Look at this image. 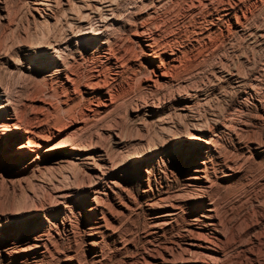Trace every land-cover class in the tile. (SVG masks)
Listing matches in <instances>:
<instances>
[{
  "label": "bare ground",
  "instance_id": "1",
  "mask_svg": "<svg viewBox=\"0 0 264 264\" xmlns=\"http://www.w3.org/2000/svg\"><path fill=\"white\" fill-rule=\"evenodd\" d=\"M30 1L33 9L42 16V21L53 27L60 24L62 26L63 19L64 29H59L63 31V34L58 39L52 38V35L50 37V32L41 31L39 38H36L37 41L27 46L28 43L26 49L35 52L37 57L35 61L43 59L53 63L55 68L47 78L49 82L54 83L56 88L63 92L62 95L66 101L76 104L82 100L85 103L83 114L91 117L106 112L114 104L112 88L119 74L114 72L113 77L106 80L99 70L94 69L80 80L71 69L72 66L70 68L68 64L70 60H75V57L70 56L65 49L77 50L75 46L82 38H92L96 42L99 40L101 46L109 45L108 50H104L103 54L114 62L116 71L141 67L145 71L143 76L145 86L151 89L162 87L180 77V71L190 62L189 52L194 47L215 44L216 39L211 36V33L227 36L230 30L246 31L249 27L250 4L258 0H182L185 13L191 16L202 15L201 22L199 21L197 27L192 30L193 34L186 41H180L175 34L163 31L160 14L161 7L165 3L163 4L162 0H140L143 6L138 5L136 1H127L123 8L121 5L124 0ZM59 2L71 9V14L67 18H64L65 8L61 11L62 15L59 16L56 13ZM165 6L167 5H164V8ZM49 18H52V21ZM118 28L124 30L126 36H121L117 31ZM112 44L117 45L115 52ZM31 60L34 61L32 54ZM225 70L229 76L235 74L239 89L247 85L245 74L236 73L232 69ZM7 82L6 75L0 70V167L5 177L13 175L17 170L22 172L29 170L30 176L45 183L49 198L46 202L38 199V194L35 196L32 193L37 204L26 207L27 209L21 208L22 210H18L17 207V210L14 208V211L4 213L6 215L3 216V225L0 227V243L5 253L3 259L12 264H50L49 259L55 255L60 261L61 254L64 252L59 250L50 238V231H55L56 227L51 218L62 229L70 228L64 213L70 210L71 202L81 196L79 214L86 220L83 237L91 244V264H101L103 256L100 243L105 237H112L116 251L125 244L118 236H115L118 214L132 211V207H138L143 199L139 207L143 206L147 211L148 233L161 235L174 226L180 225L181 228L173 239L163 240L161 244L153 246L151 252L146 251L147 253L137 256L128 255L126 264H227L224 246L229 243V239L225 236L227 224L218 213L220 204L217 199V187H219L218 179L234 174L238 166L230 156L223 155L218 149L215 143L217 140L214 134L206 129L207 125L205 127V124L199 123L198 119L193 117L192 129L190 131L176 129L178 132L174 136L171 133V126L161 120L155 139L141 144V147L136 150L124 151L120 159L113 160L105 149L98 147L97 141L90 142L89 146L86 145L87 147L73 145L70 136L72 134L69 132L65 134L61 142L50 143L51 136L59 135L64 129L57 127L45 131L46 122L42 123L45 114L42 108L45 110L49 108L47 102L40 100L41 108L38 110L32 103L28 105L22 103L23 106L22 104L18 106L20 92L13 91ZM80 85H83V88ZM16 92L19 94L17 95ZM243 92L247 93V90ZM192 98L188 95L180 108L182 110L191 108ZM246 98L244 97V100ZM239 102L241 101L235 99L234 104L238 106L244 104ZM148 105H150L151 114L157 111V105L154 103ZM213 115V122L224 126L222 120L225 116L220 113ZM77 123H79L77 128L81 129L83 119ZM192 130L199 132L192 133ZM229 130L231 131L230 128ZM109 134L114 137V141L122 143L123 138L118 133L110 129ZM234 135L237 145H240L237 134ZM203 136H207L208 139H204ZM175 138L178 140L174 141ZM172 150L175 153L178 152L175 157L177 161L180 157L182 159V164L178 163V167L183 177V188L178 187L180 190L169 194L166 189L163 191L157 188L152 177L155 175L156 166L159 167V162L170 160ZM133 163H136L139 168L141 164L146 166L144 172L147 186L139 189L137 195L130 194L125 188L128 182L125 170L129 169ZM57 164L66 169L79 165L87 175V184L83 182L80 186H74L59 181L52 183L38 177L43 175V170L46 172L48 168L52 169V166ZM24 183L26 184V181ZM29 185H31L30 182ZM188 203L190 207L187 206ZM40 227H44L45 230L38 232ZM21 229L24 230V237L19 236ZM21 239H24L23 242H28L19 246ZM67 249L72 253H65L63 259L67 260L68 264H82L73 250Z\"/></svg>",
  "mask_w": 264,
  "mask_h": 264
},
{
  "label": "rangeland",
  "instance_id": "2",
  "mask_svg": "<svg viewBox=\"0 0 264 264\" xmlns=\"http://www.w3.org/2000/svg\"><path fill=\"white\" fill-rule=\"evenodd\" d=\"M127 1H136L138 5H141L140 0H124L121 7ZM162 1L163 4L165 3L164 5H167L166 9L164 5L161 7L160 19L163 22V31L175 34L180 41H186L193 34L192 30L197 27L202 15L191 16L185 13L182 0ZM31 5L30 0H0V70L6 75L8 86L13 91L20 92V95L16 92L20 99L17 101L18 106L22 103L24 105L32 103L33 107L38 110L41 108L40 100L47 102L49 108L46 110L42 108L45 114V118L42 120V123L46 122L45 131L57 127L64 129L59 135L51 136L49 142H61L65 134L69 132L72 134L70 136L73 145L89 146L90 142L97 141L98 147L105 149L111 159L118 160L124 151L136 150L141 147V144L155 139L161 122L169 124L172 128L171 133L175 136L178 130L190 131L192 129L191 122L194 121L193 117L197 118L199 123L205 124V127L207 125L206 129L214 134L215 140H217L215 143L222 154L230 156L238 166L236 174L220 177L218 179L219 187H217V199L220 204L218 213L227 224L225 236L229 239V243L224 246L227 264H264V0L250 4L249 27L246 31L230 30L231 32L227 36L211 33V36L216 39L215 44L194 47L189 52L188 67L186 66L180 71V77L173 83L158 88L151 89L149 86H145L143 80L145 71L141 67L116 71L114 62L103 54L104 50H108L109 45L101 46L99 40L96 42L92 38H82L84 41L81 39L82 41L80 40L75 46L77 50L65 49V52L75 57V60H70L71 62L69 61L68 64H70V68L72 66L71 69L80 80H83L90 70L94 69L99 70L106 80H110L114 72L119 74L112 88L114 104L106 112L91 117H86L83 114L85 113V103L82 100L76 104L66 101L63 98V92L56 88L54 83L49 82L47 78L55 68L53 63L43 59L35 61L37 59L35 52L26 49L27 46L33 44V41H37L41 31L50 32V37L52 35V38L58 39L63 34V31H59V29H64L63 19L61 20L62 26L60 24L50 27L42 21V16ZM70 10L66 4L59 2L56 13L60 16L63 14L61 11H64V18H67L71 14ZM49 19L52 21V18ZM117 31L121 36H126L124 30ZM112 46L115 52L117 45L112 44ZM26 52L29 53L26 54ZM31 54L34 61L31 60ZM224 68L245 74L247 85H243L239 89L236 85L235 74L229 76ZM80 87L83 88V85ZM243 90H247V93ZM188 95L193 97V104L191 108L182 110L180 107ZM243 96L247 98L244 100ZM235 99L241 101L239 104H244L235 105ZM150 103L158 106L157 113L154 112L153 115L149 111L150 105L148 104ZM216 113L225 116L224 119L221 118L224 126L213 122L212 117ZM81 119L84 123L81 129H78L77 124L79 123L77 122ZM110 129L123 138L122 143L114 141V137L108 135ZM191 132L198 133L199 131L192 130ZM234 134H237L240 145H237ZM178 138L173 140H178ZM203 138L208 139L207 136H203ZM185 152L180 153L185 154ZM177 153L173 151L170 160L159 162V167L156 166L155 175L152 177L156 187L163 191L166 189L169 194L183 188V177L178 167V163L182 164V159L180 157L177 161L175 158ZM52 167V169L48 168L46 172L43 170L45 173L43 172V175L38 177L52 183L59 181L74 186H80L83 182L87 184V175L79 165L67 169L60 164ZM144 168H146L144 164H141L139 168L136 163H133L129 169L125 170V174L128 175L125 188L132 195H137L139 189L147 186ZM29 174V170L23 172L17 170L13 175L5 177L0 167V227L3 225V216L14 211V208L16 210L17 207L18 210L27 209L37 204L32 193L35 196L38 194V199L48 201L49 193L45 183ZM75 180L77 181L75 182ZM25 181L28 185L24 183ZM80 199L81 196L72 201L69 206L70 210L64 213L70 228L63 227L62 229L51 218L52 223L56 226L54 230L59 235L51 230L50 238L52 243H55L54 245L64 253L61 254L60 261L55 255L52 256L53 259L52 257L49 259L50 264H68V261L63 259L65 253L70 252L67 251V248L73 250L82 264H91L92 249L91 244L83 237L86 220L79 214ZM139 206L132 207L130 212L118 214L115 236H118L125 244L122 242L123 245L116 251L112 237H105L106 240L104 238L100 243L103 256L101 264H126L128 255L137 256L147 253L146 251L151 252L153 246L161 244L163 240L173 239L178 229L181 228L180 225L174 226L161 235L148 233L147 211L143 206ZM187 206L190 207L189 203ZM5 212L6 214H4ZM43 230H45L44 227H40L38 232ZM20 233L19 236H25L23 229L20 230ZM23 240L21 239L19 246L28 242H23ZM3 252L0 243V264H12V262L3 259V254H5Z\"/></svg>",
  "mask_w": 264,
  "mask_h": 264
}]
</instances>
